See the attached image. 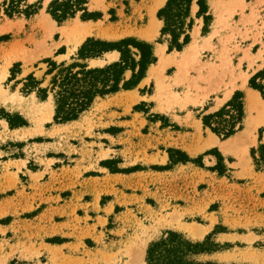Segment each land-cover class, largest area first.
Returning <instances> with one entry per match:
<instances>
[{
    "label": "rangeland",
    "instance_id": "1",
    "mask_svg": "<svg viewBox=\"0 0 264 264\" xmlns=\"http://www.w3.org/2000/svg\"><path fill=\"white\" fill-rule=\"evenodd\" d=\"M10 1L0 0V115H20L28 125L11 129L0 118V264H146L150 244L167 232L193 243L213 236L220 250L199 256L202 262L264 264V172L251 157L264 123L250 131L248 121L261 107L250 112L247 100L256 91L250 80L264 70V0H203L207 14L201 17L199 0H193L188 22L201 23V34L191 57L210 67L207 80L215 81L217 94H200L204 89L188 72L172 79L174 65L178 75L183 65L174 54L156 77L134 89L140 98L126 103L121 91L65 124L55 121V112L49 115L52 96L43 102L37 93H24L20 82L31 75L43 80L48 60L73 63L88 39H138L133 35L147 23L149 0H86L89 13L101 14L105 23L90 26L78 48L73 32L79 23L55 21L48 13L54 0H24L22 10L39 8L30 17H9ZM161 32L147 42L157 59L160 50L170 54L169 38ZM116 53L89 64L117 62ZM16 64L21 67L11 79ZM179 83L185 92L174 91ZM236 93L243 96L242 130L223 139L203 118L222 110ZM234 137L232 151L225 152L223 145ZM212 138L218 143L210 145ZM203 143L196 156L181 147ZM191 227L204 236H190Z\"/></svg>",
    "mask_w": 264,
    "mask_h": 264
},
{
    "label": "trees",
    "instance_id": "2",
    "mask_svg": "<svg viewBox=\"0 0 264 264\" xmlns=\"http://www.w3.org/2000/svg\"><path fill=\"white\" fill-rule=\"evenodd\" d=\"M24 0H11L6 10L9 17L25 14L30 17L37 13V6H27L22 10ZM193 0H168L167 5L158 13V18L164 22L162 37L169 38V53L181 52L191 43L190 32L194 21L190 18V7ZM86 0H54L48 13L58 23L75 19L83 13L82 21H98L103 18L99 13H89ZM199 17L207 14L203 0L198 1ZM188 23V24H187ZM117 52L120 60L104 67H92L89 63L103 58L107 54ZM73 63L57 64L46 61L48 71L43 80H37L34 75L20 83H24L23 92L37 93L38 98L45 102L50 96L55 107V121L65 124L77 121L88 112L99 99L136 89L146 77L149 68L158 61L154 46L135 38L118 42H107L88 39L80 48L78 58ZM16 64L12 70V78L16 75ZM131 77L127 78V73ZM50 77L48 86L42 88L46 78ZM250 87L258 91L264 99V70L250 80ZM11 129L26 127L27 122L20 115L4 114ZM244 120V103L241 93H236L233 99L218 113L203 118L204 126L223 139H228L242 130ZM172 154V152H171ZM254 166L257 171L264 172V129L260 131L259 144L251 151ZM173 158V156H172ZM184 162H190L187 158ZM224 173V172H221ZM209 236L203 243H193L177 232H167L163 237L150 244L147 250L146 264H218L202 262L197 258L201 255L213 254L220 250L219 245ZM11 264H24L12 262Z\"/></svg>",
    "mask_w": 264,
    "mask_h": 264
},
{
    "label": "crops",
    "instance_id": "3",
    "mask_svg": "<svg viewBox=\"0 0 264 264\" xmlns=\"http://www.w3.org/2000/svg\"><path fill=\"white\" fill-rule=\"evenodd\" d=\"M167 1L168 0H166L165 4L162 5L161 7L157 8V9H154V7L157 4L158 0H149L148 11H147V15H148L147 23L144 26H142L141 30H139L138 33L133 35L134 37H136V38H138L140 40L146 41V42H150L152 39H154L156 36H158V34L161 32L162 26H163V23L161 24V21L158 18V11L166 5ZM89 11H90V9H89ZM72 21L74 23L82 24L83 26L89 28L90 31H91L90 26H92V25L96 26L99 23H105L104 22V18H102L101 20H98V21H86V22L78 21V19L75 18ZM51 22H53V21H51ZM118 23H119V21L115 20V21L111 22L110 25L116 26V24H118ZM200 24L201 23H197V25H194V27H193V29L191 31V43L188 46H186L183 51L167 54L166 57H164V52H163L164 50H160L159 51L161 59L158 58L159 59L158 67L154 65L151 68H149L146 77L142 80V82L140 83L139 87H141L143 84H145V82L149 79V76H155L156 77L158 72L160 71V69L163 70L167 65H169L168 61L174 60V57H173L174 54H179L180 58L179 59L177 58L175 60H176V62L178 64L183 62L182 74L178 75L179 71L181 69H179L178 65H174L175 66V71H174V75H173L172 79L178 78L177 76H179V79L182 80L184 78V76H185L184 73L188 72L190 77L194 78L193 79L194 81L192 83L198 85L197 87H199L200 89L201 88L204 89V91H200V94H209L208 97L210 98L211 96H213V95H215V94H217L219 92L218 88H215L216 87V84L214 83L215 81H213L212 79L207 80V78L209 77L208 76V74H209L208 71L211 70L210 67H204L203 68L202 64H204V61H202L199 64L198 62L197 63L194 62L193 57H186V53L185 52L191 46L194 45V39L196 37H198L199 34H201V26H200ZM215 25H216V23H214V26ZM213 32H214V30L209 32L207 34V36H205L204 38L205 39H211L210 37L213 35ZM149 34H154V37H151L152 35L149 36ZM129 36L130 35H126V36H122L121 38H126V37H129ZM216 39H217V37L215 36L214 40H213L214 43H215ZM84 41L82 42V44L84 43ZM115 55H116V59H113L112 61H116V60L119 59V54L116 53ZM162 63L165 64V67L162 66ZM207 63L209 64V62H207ZM215 64L217 65V62ZM93 65H98V64H93ZM99 65L104 66V64H99ZM199 68H201V72H200L201 76H199ZM154 70L156 71V73H153ZM202 77L204 78L203 81L201 79ZM174 91H177V93H179V92L183 93V91L185 92L186 91L185 85L179 83L178 86H175ZM122 94H125V102L126 103L129 102L133 98L135 99L137 96L140 98V96L136 94L135 90L125 91V92H122ZM231 94H232V92H229L227 94L225 100L230 98ZM53 107L54 106L51 107V109H52L51 115H53L54 112H55L53 110ZM204 146H205V143L198 144V145H187V146L181 145V147L184 148V150H186L187 152H189L192 156H196V155L202 153L205 150V149H203ZM164 160H166V159L164 158ZM192 228H194V227H191L189 229H192ZM201 231H204V230H201ZM199 238H201V237H199Z\"/></svg>",
    "mask_w": 264,
    "mask_h": 264
},
{
    "label": "bare ground",
    "instance_id": "4",
    "mask_svg": "<svg viewBox=\"0 0 264 264\" xmlns=\"http://www.w3.org/2000/svg\"><path fill=\"white\" fill-rule=\"evenodd\" d=\"M219 1L220 0H215V3L219 4ZM165 2H166V0H158V2L155 5L154 9H157V8L161 7L162 5L165 4ZM88 34H90V29L85 27V26H83L82 24H78L77 29L73 33V35H75L74 44L77 47L80 46L82 44V42L86 39ZM149 36L154 37V34H149ZM194 46L195 45L191 46L185 52L186 53V57H191L192 55H194V52L196 50V46L195 47ZM261 60H262V64L264 65V57H262ZM162 66L165 67V64L162 63ZM153 73H156V71L154 70ZM0 92H2V88L1 87H0ZM1 97H0V99H1ZM247 100H248V107H249L250 112L252 111V109H254L255 106L261 107V114L258 117L250 118L249 121H248L249 129H250V131H253V130H256L258 128V126H260V125H262L264 123V100L262 99L261 95L257 91H250ZM53 110H54V107H53ZM48 111H49V115H51L52 109L50 108V110H48ZM235 139H236V137L231 138V139H229V140H227L225 142V144L223 145V150L225 152H231L232 151L233 142L235 141ZM216 143H218V140L216 138L215 139L212 138L210 140V145H214ZM188 233L194 238L203 237L204 234H205L204 231H201V230H199V229H197L195 227L192 228V229H188ZM142 255H143V253H142ZM142 255H140V256H142ZM137 256L135 257L136 259H137Z\"/></svg>",
    "mask_w": 264,
    "mask_h": 264
}]
</instances>
